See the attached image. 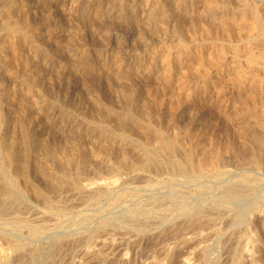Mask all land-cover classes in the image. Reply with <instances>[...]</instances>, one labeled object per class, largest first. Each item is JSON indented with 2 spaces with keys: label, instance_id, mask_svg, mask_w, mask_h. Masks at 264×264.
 I'll list each match as a JSON object with an SVG mask.
<instances>
[{
  "label": "bare ground",
  "instance_id": "obj_1",
  "mask_svg": "<svg viewBox=\"0 0 264 264\" xmlns=\"http://www.w3.org/2000/svg\"><path fill=\"white\" fill-rule=\"evenodd\" d=\"M45 1L52 11V0ZM203 1L188 28L213 35L220 47L218 55L201 53L193 64L204 72L224 57L220 43L236 37L247 46L250 69L237 72L234 89L227 86L229 72L203 76L192 88L168 45L150 98L109 84L111 98L84 103L55 89L76 77L75 66L64 62L63 26L45 37L29 10L20 15L16 0H0V264H264V197L255 188L261 174L243 171L233 178L227 167L232 161L264 164V40L252 34L258 18L244 0L234 7L230 0ZM127 4L114 0L109 6L122 13ZM173 15L171 9L145 19L166 29ZM199 48L187 47L179 58ZM175 75L179 87L172 85ZM198 107L213 109L227 128L210 130ZM29 113L37 115L35 129L26 123ZM53 116L73 122L58 128ZM88 135L100 148L84 147ZM99 149L116 154L115 163H93ZM210 178L218 182L215 190ZM67 206L80 217L75 228L83 222L88 227L68 235L47 232L62 225ZM13 224L29 232L14 234L8 229Z\"/></svg>",
  "mask_w": 264,
  "mask_h": 264
},
{
  "label": "rangeland",
  "instance_id": "obj_2",
  "mask_svg": "<svg viewBox=\"0 0 264 264\" xmlns=\"http://www.w3.org/2000/svg\"><path fill=\"white\" fill-rule=\"evenodd\" d=\"M16 1L20 6L18 9L19 14L21 15V13H23V8L24 11L29 10L33 16L32 20L35 19V22H40L43 26V34L45 33V37L52 35V31L56 25L61 24L63 26L61 33H63L65 40H67V51L65 53L66 56L64 62L75 66L70 68L74 70L76 69V77L73 78V82H69V80L66 78L63 79L62 83L58 84V86H55V89L63 93V95L66 93V96L69 98L76 97V102L82 101L87 103V101H90L89 98L93 96H96L97 99H101L103 101L105 99L111 98L107 93L109 84H115L120 88L133 87L144 96L147 97L148 95L150 98L151 96L149 92L152 91L150 90L151 80L154 76H156L155 74L157 69H160V66L163 64L165 59L163 54L166 52L169 46L172 47V60L175 61V64L180 65L181 69L187 73L189 79L188 85H190L192 88H195L198 83L202 82L205 76L215 79L219 73L221 75L227 76V72H229L228 75L231 76V79L227 82V86L229 89H234V87H236L238 84L237 72L246 73V71L250 69L246 62L247 57L244 55L245 53L243 54L244 49L247 46L245 43H238V39L236 37L230 38L228 41L220 43L222 46H226L224 57L218 59V62L214 61L210 65H207L205 71H208L206 73L205 71L199 72L196 69V65L193 63L198 62L201 53H209L212 55L215 54L214 56H216L218 55V49L220 47V45H218V43L215 41L216 38L213 35H209L206 32L201 31L194 32V30L188 28V17L191 15H197L199 13V11L204 7L203 0H181L178 5L171 4L170 1L173 0H165L167 1V4H164V0H125L126 3H128V7L124 8L125 10L122 13H119L117 8H112L109 6V4L114 0H52V11L49 10V6L45 0H27L26 7L23 6L24 0ZM261 1L262 0H244V4L246 3L248 12H250L251 16L252 10L256 12L255 15L258 18V27L256 26L255 29L253 28L252 34H259L257 36L261 40H264V3ZM230 2L231 7H234L236 5L240 6L242 0H230ZM98 7H103L105 12ZM171 9H173L174 15L173 17H169L167 19L168 27L166 29L159 28V26H155V23L147 22L145 19L147 15L150 14H155L160 17L162 13H167L168 10ZM99 10H101V14L103 13L102 18L100 16H96V13ZM100 25H103L104 27H101ZM186 46L190 48H199L200 46L202 47L199 49H194L190 53L187 52L185 56H183V54V58L180 59V52L185 53V50H187ZM237 48H239L240 54L242 53L240 56H236L235 51ZM229 51L231 53H229ZM60 59L62 58H57L55 63L57 64L59 62V64H61ZM214 63L215 65H213ZM82 64L84 66H82ZM238 65H240V67H238ZM239 70L242 71L239 72ZM214 75L215 77H213ZM243 77L248 80L249 76L244 74ZM116 82H118V84ZM210 83L212 85L213 82ZM172 85L178 87L180 86V84L177 82L176 75L172 79ZM44 87L46 89H50L47 85ZM73 99L75 100V98ZM205 113L207 114L205 115V118L211 121V125L209 126L210 130H213L214 128V131L216 129V132L220 131L221 133L223 129L227 128V125H225L223 119L214 114L213 109L206 111L203 107H198L197 115L199 119H201L202 114ZM25 118L27 120H25L27 125L32 123V127L34 129L38 127L36 120L37 115H32L29 113ZM184 119H187V114L184 115ZM67 122L72 123L73 119L63 121V119H61L59 116H53L52 119L53 126L58 128L68 125ZM197 126L198 127H195V130L201 131V128L203 127H200L199 125ZM87 137L89 140H86L85 142L84 147L86 149L94 148L95 146H99L100 148V143L98 141L94 140L93 137H90V135ZM92 157L94 160L92 161L93 163L98 161L100 163L102 162V164L110 165L114 164L116 160V154L106 155L105 153L103 154V151L101 153V150ZM246 166L247 165L236 164L234 161H232L227 165L228 168L232 169L229 177L234 175L237 177V175L243 171H250L251 173L253 172L254 174H257L258 176L260 173L262 178L257 183L258 187L255 186L256 190L258 189L257 192L256 190L255 192L256 194L258 193V198H263L264 164L259 168ZM235 176L233 178H235ZM207 181H210L209 186L212 189L218 183L217 180L211 178ZM261 190L263 192H261ZM210 193H214L213 190ZM204 196L207 198V195ZM60 212H62V209ZM63 214L62 219L64 222L62 221V225L53 228L54 230L52 228H48L46 230L47 232L57 231L64 235H68L76 233V230L78 229L83 230L84 228L88 227V224L83 222L79 223V226L77 225V229L75 228L78 221L77 217H79L78 214L76 215V207L74 208L72 206H67V208L63 209ZM70 223L74 224V227ZM9 228L11 229L10 232L18 235H22L24 233L26 235V233L29 232L27 227L22 225L19 226L13 224L8 227V229ZM8 229L5 228L4 230L7 231ZM206 243L212 244L211 240L207 241ZM217 252L218 250L216 246L212 244V248L209 249L211 257H215Z\"/></svg>",
  "mask_w": 264,
  "mask_h": 264
}]
</instances>
